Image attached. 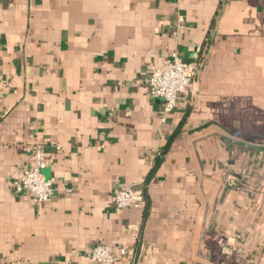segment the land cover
<instances>
[{"label": "crops", "instance_id": "1", "mask_svg": "<svg viewBox=\"0 0 264 264\" xmlns=\"http://www.w3.org/2000/svg\"><path fill=\"white\" fill-rule=\"evenodd\" d=\"M174 51L196 75L162 121L146 79ZM36 143L41 203L11 182ZM129 184L145 203L116 213ZM98 243L264 264V0H0V264H96Z\"/></svg>", "mask_w": 264, "mask_h": 264}, {"label": "built area", "instance_id": "2", "mask_svg": "<svg viewBox=\"0 0 264 264\" xmlns=\"http://www.w3.org/2000/svg\"><path fill=\"white\" fill-rule=\"evenodd\" d=\"M197 66L194 63L182 60L174 51L170 59L159 66L149 69L146 79L147 90L150 96L159 98L163 102L161 120L164 121L179 101L180 94H186L192 87ZM47 166L43 146L36 143L33 146L27 166L20 175L11 180L16 193L25 194L34 202H45L56 192V182L52 178H45L42 170ZM226 181L231 186L239 187L242 180L234 176H227ZM66 193L70 189H65ZM145 203L143 188L139 184L120 186L114 192V209L120 213L127 207H142ZM115 249L102 243L91 248L90 259L96 264H132V252L124 245L119 244Z\"/></svg>", "mask_w": 264, "mask_h": 264}]
</instances>
